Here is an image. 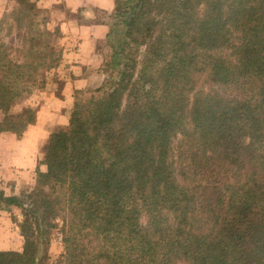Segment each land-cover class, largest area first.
Returning <instances> with one entry per match:
<instances>
[{
  "label": "trees",
  "instance_id": "obj_1",
  "mask_svg": "<svg viewBox=\"0 0 264 264\" xmlns=\"http://www.w3.org/2000/svg\"><path fill=\"white\" fill-rule=\"evenodd\" d=\"M14 2L7 34L23 43L0 39V133L19 138L60 32ZM103 47L102 81L74 94L44 171L0 189L22 239L0 264H46L57 221L54 264H264V0H115Z\"/></svg>",
  "mask_w": 264,
  "mask_h": 264
},
{
  "label": "crops",
  "instance_id": "obj_2",
  "mask_svg": "<svg viewBox=\"0 0 264 264\" xmlns=\"http://www.w3.org/2000/svg\"><path fill=\"white\" fill-rule=\"evenodd\" d=\"M30 1L49 11L50 18L64 12V16L57 17L54 24L60 32L59 69L61 68L63 83L59 96L45 93V101L35 111L34 123L26 128L21 138H15L9 143L11 146L7 149H12V155L0 162V181L9 180L6 187L12 188L26 185L24 189L33 185L38 148L46 144L49 132L67 124L74 93L93 90L102 81L99 68L104 52L107 22L115 4V0ZM34 132L37 134L32 138ZM3 134L10 133H0V136ZM39 170L44 171L42 167ZM0 189L4 191L2 183ZM10 195L17 194L12 192Z\"/></svg>",
  "mask_w": 264,
  "mask_h": 264
},
{
  "label": "rangeland",
  "instance_id": "obj_3",
  "mask_svg": "<svg viewBox=\"0 0 264 264\" xmlns=\"http://www.w3.org/2000/svg\"><path fill=\"white\" fill-rule=\"evenodd\" d=\"M32 2V1H31ZM34 3V2H32ZM35 4V3H34ZM36 5V4H35ZM36 7H38L36 5ZM17 10L16 4L14 0H0V39L1 41L5 42L6 44H11L15 46H21L23 43L22 40L16 36V34L12 31L10 35L7 34V30L9 26L13 27V23L10 21V16L11 13ZM38 14L39 16L37 17V20H41L43 18L46 19L47 24L45 25L47 30H52L55 28L56 22H57V17L61 18L64 16L63 13H57L53 18H50V12L47 10H43L41 8H38ZM53 21V22H52ZM21 34V33H19ZM59 42H60V37L58 38L57 36L52 39V45L54 50L59 52L60 58H61V51L59 50ZM60 64V61H59ZM61 69V68H60ZM59 66L56 68L55 72L50 74L47 78L46 84L43 87V89L38 90L37 88L32 89L33 92L29 96H27L25 104L28 105V107L32 108L34 111L38 108V106L41 105L45 101V93L47 94H56L59 96L61 93V88L62 84L61 82L63 81L62 78V73L60 72ZM61 87V88H60ZM90 91V90H87ZM82 93L84 91H81ZM86 93V92H85ZM75 94V93H74ZM80 96H85V95H80ZM78 98V97H77ZM50 133V132H49ZM23 134V133H22ZM36 132L32 134V138L36 136ZM13 134H3L0 136V162L2 163L3 160H7L8 156L12 155L11 151L12 149H7L9 146V143L13 142L12 140L16 138V136ZM21 138V137H19ZM18 139V138H17ZM3 144V145H2ZM45 145V144H44ZM43 145V146H44ZM42 147L38 148L37 150V157L35 156V163H36V168L34 171V178H35V172L39 168H44V165L42 164ZM21 147V146H19ZM25 147H27V143L25 144ZM23 148V147H22ZM3 168V167H1ZM9 180L1 179L0 185L2 183L4 193L6 195H10V193L15 192L17 195L21 194L24 190L31 186H27L25 189L24 186H19L15 187L12 186H7L6 183ZM15 180H13L14 183ZM26 181V179H25ZM16 195V196H17ZM21 221V214L19 209L13 207L10 208V211L8 212H1L0 213V251H19L21 248L22 244V239L18 235V229L16 227L17 222ZM60 221H57V227L53 228L51 230H46V232L49 234L48 236L50 237V242L49 246L47 248V253H48V259L46 261V264L52 263L54 264L55 262L61 263L60 256L63 253V245L61 241V232L58 230L60 227Z\"/></svg>",
  "mask_w": 264,
  "mask_h": 264
}]
</instances>
